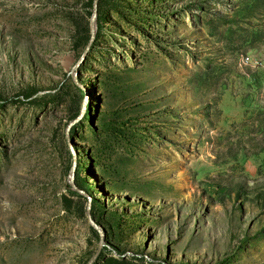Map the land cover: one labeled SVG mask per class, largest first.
I'll return each mask as SVG.
<instances>
[{
    "label": "rangeland",
    "instance_id": "obj_1",
    "mask_svg": "<svg viewBox=\"0 0 264 264\" xmlns=\"http://www.w3.org/2000/svg\"><path fill=\"white\" fill-rule=\"evenodd\" d=\"M0 264H264V0H0Z\"/></svg>",
    "mask_w": 264,
    "mask_h": 264
},
{
    "label": "water",
    "instance_id": "obj_2",
    "mask_svg": "<svg viewBox=\"0 0 264 264\" xmlns=\"http://www.w3.org/2000/svg\"><path fill=\"white\" fill-rule=\"evenodd\" d=\"M93 11H94V7H93ZM76 121V119L75 120H73L72 122H75ZM72 172H73V164H72V166H71V169H70V175H69V177H68V183H69V185L73 188V184H72Z\"/></svg>",
    "mask_w": 264,
    "mask_h": 264
}]
</instances>
